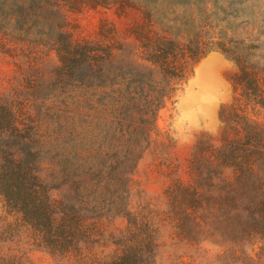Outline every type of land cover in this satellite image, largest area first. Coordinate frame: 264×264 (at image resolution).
Listing matches in <instances>:
<instances>
[{
	"label": "trees",
	"instance_id": "trees-1",
	"mask_svg": "<svg viewBox=\"0 0 264 264\" xmlns=\"http://www.w3.org/2000/svg\"><path fill=\"white\" fill-rule=\"evenodd\" d=\"M208 3L0 0L2 52L30 46L59 61L52 85L0 93V194L37 248L66 264H158L170 227L180 242L256 263L244 250L264 240V56L255 39L216 31ZM86 9L114 10L126 27L103 21L95 38H77L67 13ZM214 51L235 67L219 138L200 135L186 179L170 161L165 211L133 212L134 175L160 111Z\"/></svg>",
	"mask_w": 264,
	"mask_h": 264
},
{
	"label": "rangeland",
	"instance_id": "rangeland-1",
	"mask_svg": "<svg viewBox=\"0 0 264 264\" xmlns=\"http://www.w3.org/2000/svg\"><path fill=\"white\" fill-rule=\"evenodd\" d=\"M190 8L188 11H194V8ZM208 8L215 14L211 23L217 27L216 31H223L227 39H255L259 54L264 56V0H209ZM184 9L186 7H180L179 11ZM67 16L68 29L77 38H95L103 21L113 23L120 30H124L127 24L111 9H86L68 12ZM58 65L56 54L49 50L24 46L3 53L0 47V93L21 91L27 96L40 79L52 80L49 84L52 85ZM234 71L235 67L227 55L221 51L211 52L197 63L193 74L177 91L173 101L160 111L154 143L144 154L134 175L131 197L133 212L142 211L143 207L165 211L164 192L173 177L170 174V161L180 165L179 175L186 179L187 161L200 135L205 132L219 138L223 126L221 110L229 106L235 97L232 86ZM208 73L214 77L216 86L202 113L188 108L186 104L200 90L197 82L199 75ZM41 103L39 100L38 104ZM51 105L52 98H49L43 107ZM259 119L263 121V115ZM119 225H123L121 221ZM163 233L158 264H254L239 254L236 261L230 250L223 246L209 242L201 245L180 242L170 227L164 228ZM0 239V262L5 259L12 264H66L37 248L32 233L21 226L15 213L9 211L1 194ZM244 251L255 260V264H264V240L252 239Z\"/></svg>",
	"mask_w": 264,
	"mask_h": 264
},
{
	"label": "bare ground",
	"instance_id": "bare-ground-1",
	"mask_svg": "<svg viewBox=\"0 0 264 264\" xmlns=\"http://www.w3.org/2000/svg\"><path fill=\"white\" fill-rule=\"evenodd\" d=\"M200 90L192 95L191 99L187 102V107L198 110L199 112H205V106L210 101V96L215 90L216 81L212 75L203 74L199 75L198 80Z\"/></svg>",
	"mask_w": 264,
	"mask_h": 264
}]
</instances>
